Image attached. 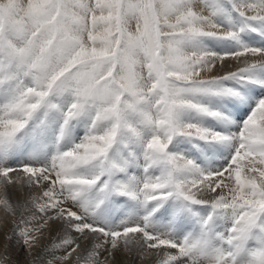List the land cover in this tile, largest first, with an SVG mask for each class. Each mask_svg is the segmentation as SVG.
<instances>
[{
	"label": "snow or ice",
	"instance_id": "snow-or-ice-1",
	"mask_svg": "<svg viewBox=\"0 0 264 264\" xmlns=\"http://www.w3.org/2000/svg\"><path fill=\"white\" fill-rule=\"evenodd\" d=\"M0 264H264V0H0Z\"/></svg>",
	"mask_w": 264,
	"mask_h": 264
},
{
	"label": "bare ground",
	"instance_id": "bare-ground-1",
	"mask_svg": "<svg viewBox=\"0 0 264 264\" xmlns=\"http://www.w3.org/2000/svg\"><path fill=\"white\" fill-rule=\"evenodd\" d=\"M0 241H2V238H0Z\"/></svg>",
	"mask_w": 264,
	"mask_h": 264
}]
</instances>
